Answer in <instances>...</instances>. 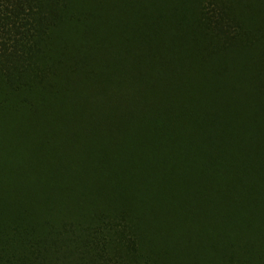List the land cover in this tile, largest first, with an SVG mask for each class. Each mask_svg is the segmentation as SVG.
<instances>
[{"label": "trees", "instance_id": "trees-1", "mask_svg": "<svg viewBox=\"0 0 264 264\" xmlns=\"http://www.w3.org/2000/svg\"><path fill=\"white\" fill-rule=\"evenodd\" d=\"M0 264H264V0H0Z\"/></svg>", "mask_w": 264, "mask_h": 264}]
</instances>
